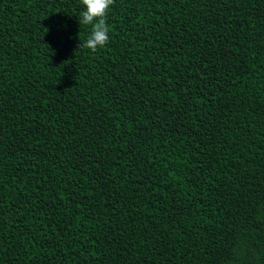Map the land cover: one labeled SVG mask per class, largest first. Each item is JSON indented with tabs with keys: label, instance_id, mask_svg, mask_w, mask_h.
<instances>
[{
	"label": "trees",
	"instance_id": "trees-1",
	"mask_svg": "<svg viewBox=\"0 0 264 264\" xmlns=\"http://www.w3.org/2000/svg\"><path fill=\"white\" fill-rule=\"evenodd\" d=\"M0 0V264H264V0Z\"/></svg>",
	"mask_w": 264,
	"mask_h": 264
},
{
	"label": "clouds",
	"instance_id": "clouds-1",
	"mask_svg": "<svg viewBox=\"0 0 264 264\" xmlns=\"http://www.w3.org/2000/svg\"><path fill=\"white\" fill-rule=\"evenodd\" d=\"M84 10L80 13L79 25L91 26V32L78 47L96 52L109 42V27L106 16L114 0H81Z\"/></svg>",
	"mask_w": 264,
	"mask_h": 264
}]
</instances>
